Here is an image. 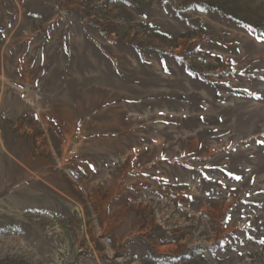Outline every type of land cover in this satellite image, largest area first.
Returning a JSON list of instances; mask_svg holds the SVG:
<instances>
[{
  "label": "rangeland",
  "instance_id": "obj_1",
  "mask_svg": "<svg viewBox=\"0 0 264 264\" xmlns=\"http://www.w3.org/2000/svg\"><path fill=\"white\" fill-rule=\"evenodd\" d=\"M0 264H264V0H0Z\"/></svg>",
  "mask_w": 264,
  "mask_h": 264
},
{
  "label": "snow or ice",
  "instance_id": "obj_2",
  "mask_svg": "<svg viewBox=\"0 0 264 264\" xmlns=\"http://www.w3.org/2000/svg\"><path fill=\"white\" fill-rule=\"evenodd\" d=\"M238 179V178H237Z\"/></svg>",
  "mask_w": 264,
  "mask_h": 264
}]
</instances>
